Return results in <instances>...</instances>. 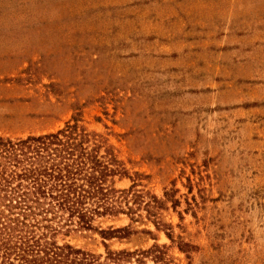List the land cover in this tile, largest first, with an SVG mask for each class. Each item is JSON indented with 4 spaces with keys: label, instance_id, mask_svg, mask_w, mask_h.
Listing matches in <instances>:
<instances>
[{
    "label": "rangeland",
    "instance_id": "374dc122",
    "mask_svg": "<svg viewBox=\"0 0 264 264\" xmlns=\"http://www.w3.org/2000/svg\"><path fill=\"white\" fill-rule=\"evenodd\" d=\"M77 113L129 175L178 200L162 212L172 239L143 219L131 228L151 234L106 240L112 249L264 264V0H0V135L53 131ZM65 240L104 252L97 233Z\"/></svg>",
    "mask_w": 264,
    "mask_h": 264
},
{
    "label": "trees",
    "instance_id": "16d2710c",
    "mask_svg": "<svg viewBox=\"0 0 264 264\" xmlns=\"http://www.w3.org/2000/svg\"><path fill=\"white\" fill-rule=\"evenodd\" d=\"M128 177L125 188L116 179ZM145 175H129L114 146L91 131L75 114L56 130L11 137L0 135V264H169L164 245L149 249H112L106 240L135 232L131 223H153L172 239L173 226L162 212L175 209L178 200L164 191L158 197L142 183ZM170 203V205H168ZM125 215L124 226H102V220ZM97 233L104 252L76 246L71 235ZM192 245L179 240L178 248Z\"/></svg>",
    "mask_w": 264,
    "mask_h": 264
}]
</instances>
